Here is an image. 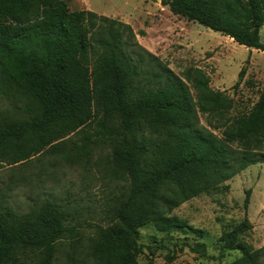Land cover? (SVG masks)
I'll list each match as a JSON object with an SVG mask.
<instances>
[{
	"label": "trees",
	"instance_id": "trees-1",
	"mask_svg": "<svg viewBox=\"0 0 264 264\" xmlns=\"http://www.w3.org/2000/svg\"><path fill=\"white\" fill-rule=\"evenodd\" d=\"M161 2L173 15L264 52V0ZM134 47L140 46L129 24L71 11L66 0H0V96L10 104L0 110V164L60 154V141L90 126L126 182L109 222L96 225L86 245V258L96 264H139L137 257L150 249L138 243L139 230L148 224L201 236L172 211L199 195L227 192L226 181L264 163V89L247 113L233 117V99L213 89L203 70L189 67L181 78L166 66L145 69ZM148 55L157 67L159 58ZM243 77L241 69L233 88ZM200 114L217 121L220 137L199 124ZM87 150L84 143L80 153ZM66 221V212L49 201L25 214L0 208V264L32 255L34 264H53L56 243L66 233L77 235ZM251 229L244 217L222 231L219 258L236 251L229 264H264V247L240 240ZM187 247L212 259L202 242Z\"/></svg>",
	"mask_w": 264,
	"mask_h": 264
},
{
	"label": "rangeland",
	"instance_id": "rangeland-1",
	"mask_svg": "<svg viewBox=\"0 0 264 264\" xmlns=\"http://www.w3.org/2000/svg\"><path fill=\"white\" fill-rule=\"evenodd\" d=\"M162 0H66L69 10H90L131 26L140 47L134 54L144 58L145 69L162 71L163 66L183 78L189 68H199L210 86L233 99L231 116L247 113L264 89V52L238 45L229 37L196 22L173 15ZM264 27L261 37L264 41ZM149 54L160 64H148ZM244 70L240 84L233 88ZM10 107L0 96V110ZM199 124L220 137L214 118L200 114ZM90 139V141H88ZM93 142V143H92ZM86 143L88 150L80 153ZM60 154L44 151L16 165L0 164V208L8 206L18 214L35 210L49 201L67 214L66 233L56 243L53 264H96L86 258L85 248L96 225H106L112 207L124 197L126 182L110 165V150L93 127H84L59 143ZM227 192L202 194L181 204L172 214L203 232H158L153 225L139 230L138 243L149 246L137 257L139 264H229L236 251L219 258L222 231L246 217L252 229L240 240L254 249L264 247V163L248 167L224 183ZM249 203L244 209L245 192ZM155 241L165 247H156ZM205 244L204 258L187 246ZM36 257L19 264H34Z\"/></svg>",
	"mask_w": 264,
	"mask_h": 264
}]
</instances>
